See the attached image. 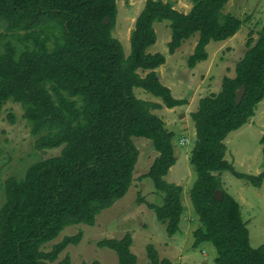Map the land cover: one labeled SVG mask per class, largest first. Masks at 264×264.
Masks as SVG:
<instances>
[{"label":"trees","instance_id":"obj_1","mask_svg":"<svg viewBox=\"0 0 264 264\" xmlns=\"http://www.w3.org/2000/svg\"><path fill=\"white\" fill-rule=\"evenodd\" d=\"M189 1V11L181 12L171 1L145 0L125 56L112 36L116 0H0V111L8 101L19 103L36 136L35 147L62 146L60 154L31 164L23 177L3 182L0 264H70L68 256L58 260L59 254L78 244L81 232L63 237L50 250L43 246L66 226L94 225L103 209L127 193L139 156L133 137L149 139L158 153L139 179L149 177L164 201L147 206L169 236L179 231L182 187L164 178L176 161L173 132L152 110L185 101L174 98L159 81L155 69L165 63V56L147 51L156 42L153 24L169 22V53L198 33L187 59L188 68H194L207 59L209 42L231 38L244 22L223 12L228 0ZM246 47L234 76H223L221 89L200 98L191 113L195 138L190 163L196 179L189 196L202 224L194 230V244L213 242L215 264H264V246L250 245L240 205L221 181L222 171L255 187L264 180V169L257 175L239 173L225 158L224 139L249 122L264 98V29L257 39L249 37ZM241 85L246 90L236 104L235 91ZM137 88L161 102L138 98ZM260 142L264 154V134ZM218 189L221 200L214 197ZM131 243L127 233L100 239L97 246L114 250L117 264H137ZM146 252L149 264H171L151 244Z\"/></svg>","mask_w":264,"mask_h":264},{"label":"rangeland","instance_id":"obj_2","mask_svg":"<svg viewBox=\"0 0 264 264\" xmlns=\"http://www.w3.org/2000/svg\"><path fill=\"white\" fill-rule=\"evenodd\" d=\"M163 1H171L174 8L181 12H188L192 6L189 0ZM116 3L117 17L112 36L119 40L127 56L130 53L131 30L145 0H116ZM223 12L231 13L244 22L231 38L209 42L206 46L207 59L198 62L194 68H188L187 59L194 51L198 33L185 40L173 54L169 53L167 43L171 38V29L167 20L153 24L156 42L147 49L149 53L159 52L165 56V63L155 69L159 81L171 90L174 98L185 101L172 108L163 106L152 110L166 121V128L173 132L176 161L164 178L182 187L181 202L184 210L179 231L169 236L165 224L159 222L155 212L147 206L148 203L160 206L164 201L163 192L155 189L149 177L139 179L149 170L158 153L149 139L133 137L139 156L127 193L112 206L103 209L96 216L94 225L81 223L66 226L57 238L46 243L43 249L47 251L63 237L81 232L78 244L68 245L59 254L58 260L68 256L70 264L91 263L95 260L100 264H117L115 251L97 246V241L121 238L128 233L132 238L130 248L136 256L137 264H149L146 252L148 244L157 250L161 258H168L171 264H215L217 250L213 242L194 244V230L202 224L189 196L196 179L190 163L195 138L191 113L197 110L200 98L221 89L223 76H234L235 63L244 55L248 38L257 39L259 32L264 29V0H228ZM0 32H3V28H0ZM7 38L16 46H21L16 38L10 35ZM134 93L138 98L161 102L160 98L140 88L135 89ZM263 134L264 98L257 104L249 122L231 131L224 139L225 158L232 163L235 171L249 175L263 171V144L260 142ZM181 139L184 141L182 144ZM35 140L29 122L23 117L21 105L8 101L0 111V206L4 202L5 179L21 178L35 161L60 154L62 146L37 149ZM221 181L223 189L234 196L240 205L250 245L254 248L264 246V180L259 187H255L229 171H222ZM140 199L143 200L140 202Z\"/></svg>","mask_w":264,"mask_h":264},{"label":"water","instance_id":"obj_3","mask_svg":"<svg viewBox=\"0 0 264 264\" xmlns=\"http://www.w3.org/2000/svg\"><path fill=\"white\" fill-rule=\"evenodd\" d=\"M108 18H105L104 23H107ZM246 90V86L245 85H241L236 91H235V103L239 104L242 100V97L245 93ZM214 197L216 199L221 200L222 199V191L221 190H216L214 193Z\"/></svg>","mask_w":264,"mask_h":264},{"label":"built area","instance_id":"obj_4","mask_svg":"<svg viewBox=\"0 0 264 264\" xmlns=\"http://www.w3.org/2000/svg\"><path fill=\"white\" fill-rule=\"evenodd\" d=\"M183 142H184L183 139H181L180 143L182 144Z\"/></svg>","mask_w":264,"mask_h":264},{"label":"crops","instance_id":"obj_5","mask_svg":"<svg viewBox=\"0 0 264 264\" xmlns=\"http://www.w3.org/2000/svg\"><path fill=\"white\" fill-rule=\"evenodd\" d=\"M173 54V53H172ZM158 74V73H157ZM228 76V75H227ZM185 100H187V99H185ZM164 120V119H163ZM164 122H166L165 120H164ZM167 124V123H166Z\"/></svg>","mask_w":264,"mask_h":264}]
</instances>
